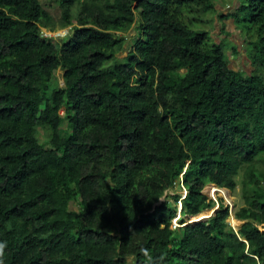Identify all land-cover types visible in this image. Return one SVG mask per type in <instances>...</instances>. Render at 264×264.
Masks as SVG:
<instances>
[{"label":"trees","instance_id":"obj_1","mask_svg":"<svg viewBox=\"0 0 264 264\" xmlns=\"http://www.w3.org/2000/svg\"><path fill=\"white\" fill-rule=\"evenodd\" d=\"M73 1L0 0V264H264V0L218 14L248 70L188 25L212 0ZM206 184L238 185L236 231L221 204L185 223Z\"/></svg>","mask_w":264,"mask_h":264},{"label":"rangeland","instance_id":"obj_2","mask_svg":"<svg viewBox=\"0 0 264 264\" xmlns=\"http://www.w3.org/2000/svg\"><path fill=\"white\" fill-rule=\"evenodd\" d=\"M42 6V9L45 10L47 13H49L54 21H56L59 18V5L57 3V0H38ZM80 0H74L72 5L70 6V12L72 15H75L78 7H79ZM214 3V10L207 11L205 13H197L198 16L195 14H189L193 15L192 17L198 18L193 21H189L188 25L193 27L194 29H201L208 32V42H219L223 45L224 54L230 61V64L232 67H240L242 69L248 70L250 69L247 59L245 58V51L247 46H245L243 43V35L240 30H236L233 32V30H228L226 27L220 30L218 29L217 25H221V18L218 17L219 12L225 13L228 11H232L233 7L236 5V0H212ZM227 20V24H229L230 28H233V23L231 18L225 19ZM231 22V23H230ZM231 24V25H230ZM70 26H65L63 28H55L53 31H48L43 27H40L39 30H41L42 34H47L45 32H50V36L47 38L48 42L51 43L53 46H56L58 43H60L62 40H64L69 33ZM46 30V31H45ZM121 34L124 38V42L122 44L121 50L118 51L116 54L117 59H121L123 55L125 54L127 48L129 45H131L134 42V36H135V29L134 25L125 33H118ZM49 35V34H48ZM232 48L235 49V52H232ZM232 52L233 54L230 55ZM240 53V56L237 57V54ZM235 58V59H234ZM235 60V61H233ZM245 63V65H244ZM244 65V66H243ZM264 69H258L259 73L261 74V71ZM61 73L62 71L60 69L54 70L53 73V80L56 82V84L61 85L62 79H61ZM39 139L43 141L44 137L39 132ZM239 178V176L237 177ZM208 185V184H207ZM205 185L202 189V193L214 200V205L210 209L203 210L207 211L208 213H205V216H201L199 218H191L190 220L194 219H208L212 216L214 211L218 210L219 204L222 206H226L228 209V216L226 218V221L229 226L232 227L233 230H236L239 228L242 220L235 219L233 217V211L235 208H237L241 204V200L239 198V187L238 185L235 187L234 190L230 191L228 189L223 188L220 192L216 191L213 192V194H208L205 191V188L207 187ZM186 193V190L181 188L177 182L173 184L171 188L166 189L164 196H169L173 194L179 195V202L178 206L181 204V198ZM178 209V208H177ZM180 218V214L178 213L176 216H174L171 220V227L176 224L177 219ZM175 223V224H174Z\"/></svg>","mask_w":264,"mask_h":264},{"label":"clouds","instance_id":"obj_3","mask_svg":"<svg viewBox=\"0 0 264 264\" xmlns=\"http://www.w3.org/2000/svg\"><path fill=\"white\" fill-rule=\"evenodd\" d=\"M177 212H176V215L179 213V209H180V206H178V203H177ZM215 212V211H214ZM175 215V216H176ZM213 215V214H212ZM180 217H181V215H180ZM194 217V216H193ZM193 217H191V218H193ZM191 218H189L185 223H188V222H195V221H199V220H204V219H196L195 221L193 220H190ZM177 221H178V219H177ZM175 224V223H174ZM177 225V222H176V224L175 225H173L172 227H171V223H170V227L171 228H173V227H175ZM233 230V229H232ZM233 231H236V230H233Z\"/></svg>","mask_w":264,"mask_h":264},{"label":"built area","instance_id":"obj_4","mask_svg":"<svg viewBox=\"0 0 264 264\" xmlns=\"http://www.w3.org/2000/svg\"><path fill=\"white\" fill-rule=\"evenodd\" d=\"M46 31V30H45ZM45 33H47V34H43V35H41L42 34V32H41V30H39V34L42 36V37H45V38H48L49 36H50V32H45ZM49 34V35H48Z\"/></svg>","mask_w":264,"mask_h":264},{"label":"crops","instance_id":"obj_5","mask_svg":"<svg viewBox=\"0 0 264 264\" xmlns=\"http://www.w3.org/2000/svg\"><path fill=\"white\" fill-rule=\"evenodd\" d=\"M230 21H232V19H231ZM224 22H225V27H226V28H230V27H229V24H227V23H228L227 20H225ZM230 23H231V22H230ZM230 25H231V24H230ZM217 26H218V29L220 30V25H217ZM206 185H207V184H206ZM195 220H196V219H194V221H195ZM192 221H193V220H192Z\"/></svg>","mask_w":264,"mask_h":264},{"label":"water","instance_id":"obj_6","mask_svg":"<svg viewBox=\"0 0 264 264\" xmlns=\"http://www.w3.org/2000/svg\"><path fill=\"white\" fill-rule=\"evenodd\" d=\"M229 229H232V227H231V226H229Z\"/></svg>","mask_w":264,"mask_h":264}]
</instances>
